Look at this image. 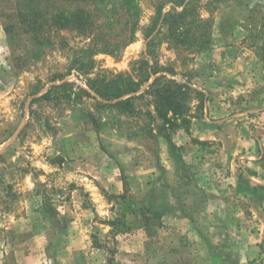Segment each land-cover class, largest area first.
I'll use <instances>...</instances> for the list:
<instances>
[{"label":"rangeland","instance_id":"obj_1","mask_svg":"<svg viewBox=\"0 0 264 264\" xmlns=\"http://www.w3.org/2000/svg\"><path fill=\"white\" fill-rule=\"evenodd\" d=\"M193 1L204 27L187 43L160 35L150 52L140 0L134 40L86 75L70 61L89 39L10 37L15 0H0L1 264H264V0ZM143 60L162 69L129 109L89 88ZM160 75L186 92L173 126Z\"/></svg>","mask_w":264,"mask_h":264},{"label":"trees","instance_id":"obj_2","mask_svg":"<svg viewBox=\"0 0 264 264\" xmlns=\"http://www.w3.org/2000/svg\"><path fill=\"white\" fill-rule=\"evenodd\" d=\"M153 1L155 14L145 28L150 52L155 39L160 35L170 44L182 46L204 27L198 6L193 0ZM166 5H171V8L164 11ZM15 10L18 22L7 26L10 37L20 32L28 33L31 35L30 40L39 48L50 46L52 39L60 35L61 30L76 32L89 39L70 61L71 68L86 75L93 73L96 68L93 58L95 54L114 53L134 40L142 15L140 0H15ZM137 63L141 65L138 78L124 73L109 76L97 73L88 78L89 88L104 100H118L114 106L129 109L133 97H123L138 92L162 69L157 62L151 64L143 60ZM69 85V82L54 85L34 98L32 103L50 100L55 97V90ZM149 86L158 97V113L166 123L175 125V117L183 118L185 115L186 92L183 87L174 80L166 79L164 75L155 77ZM84 92L91 94L86 89ZM170 113L173 115L171 118Z\"/></svg>","mask_w":264,"mask_h":264},{"label":"crops","instance_id":"obj_3","mask_svg":"<svg viewBox=\"0 0 264 264\" xmlns=\"http://www.w3.org/2000/svg\"><path fill=\"white\" fill-rule=\"evenodd\" d=\"M1 264V263H0Z\"/></svg>","mask_w":264,"mask_h":264}]
</instances>
